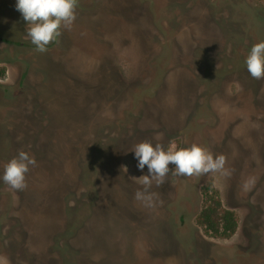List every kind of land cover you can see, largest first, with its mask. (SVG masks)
Masks as SVG:
<instances>
[{"label":"rangeland","instance_id":"1","mask_svg":"<svg viewBox=\"0 0 264 264\" xmlns=\"http://www.w3.org/2000/svg\"><path fill=\"white\" fill-rule=\"evenodd\" d=\"M71 30L35 51L0 0V174L34 157L26 188L0 181V264H264V0H77ZM195 143L229 175L169 174L155 206L132 152ZM126 169V170H125ZM212 185L238 217L230 239L196 224Z\"/></svg>","mask_w":264,"mask_h":264},{"label":"clouds","instance_id":"2","mask_svg":"<svg viewBox=\"0 0 264 264\" xmlns=\"http://www.w3.org/2000/svg\"><path fill=\"white\" fill-rule=\"evenodd\" d=\"M77 0H15V9L26 21V35L34 45L35 51L45 52L50 42H55L61 35V29L71 30L76 18ZM244 64L249 75L254 79H264V40L251 46ZM138 170L147 167V175L136 178L142 185L134 194V199L147 208L155 206L154 193L149 192L153 182L157 186L164 182L169 174V164L174 167L171 173L176 176H200L219 172L229 175L225 168V157L215 155L203 146L191 144L179 149H164L160 144L142 141L132 150ZM34 157L25 151L18 152L10 159L0 174V181L13 190L26 188V173L35 166ZM126 170V169H125Z\"/></svg>","mask_w":264,"mask_h":264},{"label":"trees","instance_id":"3","mask_svg":"<svg viewBox=\"0 0 264 264\" xmlns=\"http://www.w3.org/2000/svg\"><path fill=\"white\" fill-rule=\"evenodd\" d=\"M3 74L1 72L0 77ZM202 196L203 205L196 216V224L212 238H232L239 227L236 213L224 207L219 192L211 184L202 189Z\"/></svg>","mask_w":264,"mask_h":264}]
</instances>
